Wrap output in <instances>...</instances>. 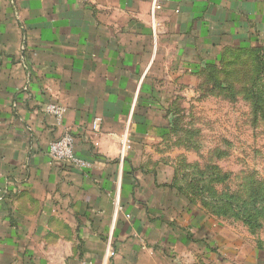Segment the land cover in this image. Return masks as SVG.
I'll return each instance as SVG.
<instances>
[{
    "label": "crops",
    "instance_id": "crops-1",
    "mask_svg": "<svg viewBox=\"0 0 264 264\" xmlns=\"http://www.w3.org/2000/svg\"><path fill=\"white\" fill-rule=\"evenodd\" d=\"M158 2L0 0V264H264L146 168L201 72L264 46V0ZM66 132L89 167L49 156Z\"/></svg>",
    "mask_w": 264,
    "mask_h": 264
},
{
    "label": "rangeland",
    "instance_id": "rangeland-1",
    "mask_svg": "<svg viewBox=\"0 0 264 264\" xmlns=\"http://www.w3.org/2000/svg\"><path fill=\"white\" fill-rule=\"evenodd\" d=\"M198 78L195 97L173 105L159 160L146 168L164 175L173 203L226 218L220 225L231 260L263 255L264 51L226 52Z\"/></svg>",
    "mask_w": 264,
    "mask_h": 264
},
{
    "label": "built area",
    "instance_id": "built-area-1",
    "mask_svg": "<svg viewBox=\"0 0 264 264\" xmlns=\"http://www.w3.org/2000/svg\"><path fill=\"white\" fill-rule=\"evenodd\" d=\"M160 7L161 6L158 0H152V11L154 10L156 11ZM45 111L51 114L52 116H54L57 119V121L60 122L63 119L65 113V107H63L58 103H48L45 105ZM101 122H102V117L95 116L91 121L92 130L98 131ZM127 147L128 145L124 141V143H122L121 146V157L124 155V152ZM48 154L52 159L56 161L66 163L77 168H86L90 166L87 160L79 157L75 153L74 138L68 132L50 141L48 147ZM0 191H1V187H0ZM114 205L116 210L120 209L118 198H115ZM108 252L109 255H113L114 253L112 249H109Z\"/></svg>",
    "mask_w": 264,
    "mask_h": 264
},
{
    "label": "trees",
    "instance_id": "trees-1",
    "mask_svg": "<svg viewBox=\"0 0 264 264\" xmlns=\"http://www.w3.org/2000/svg\"><path fill=\"white\" fill-rule=\"evenodd\" d=\"M264 46H257V47H252V48H250V49H247V50H242V51H250V50H252V51H254V52H262V51H264V48H263ZM236 52H238V51H236ZM214 68V66H209V67H207V68H205V69H213ZM200 180L201 179H199L198 181L200 182ZM231 204H232V202H230L229 203V207L231 206ZM233 208V207H232ZM210 211V213H211V210H209ZM223 214V216L224 215H226V212L225 211H223L222 212ZM238 214V216H239V218L240 219H242L243 220V222H245L246 224H249V222H248V219H246V218H244V217H242V215L241 214H239V213H237ZM253 226H255L256 227V223H254V225ZM255 227H253V228H255Z\"/></svg>",
    "mask_w": 264,
    "mask_h": 264
}]
</instances>
